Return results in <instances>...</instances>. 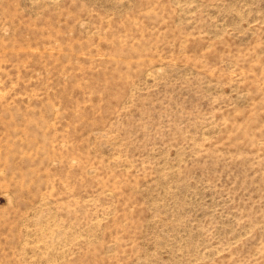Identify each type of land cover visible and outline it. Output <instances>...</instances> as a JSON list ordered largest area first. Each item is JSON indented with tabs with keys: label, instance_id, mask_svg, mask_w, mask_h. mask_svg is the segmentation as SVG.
<instances>
[{
	"label": "rangeland",
	"instance_id": "374dc122",
	"mask_svg": "<svg viewBox=\"0 0 264 264\" xmlns=\"http://www.w3.org/2000/svg\"><path fill=\"white\" fill-rule=\"evenodd\" d=\"M0 264H264V0H0Z\"/></svg>",
	"mask_w": 264,
	"mask_h": 264
}]
</instances>
